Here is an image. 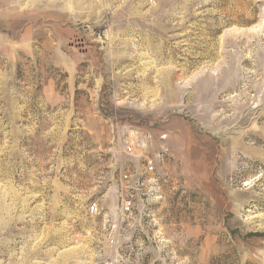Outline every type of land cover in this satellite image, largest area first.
Listing matches in <instances>:
<instances>
[{"label":"rangeland","instance_id":"obj_1","mask_svg":"<svg viewBox=\"0 0 264 264\" xmlns=\"http://www.w3.org/2000/svg\"><path fill=\"white\" fill-rule=\"evenodd\" d=\"M0 264H264V0H0Z\"/></svg>","mask_w":264,"mask_h":264},{"label":"built area","instance_id":"obj_2","mask_svg":"<svg viewBox=\"0 0 264 264\" xmlns=\"http://www.w3.org/2000/svg\"><path fill=\"white\" fill-rule=\"evenodd\" d=\"M132 148L131 146H128V151H131ZM145 168L146 170L150 171V170H153L154 169V164H153V161L152 159H148L146 162H145ZM129 205H130V202H126V209H129ZM88 211L91 213V214H96L98 211H99V208H98V205L96 203H91L89 204L88 206Z\"/></svg>","mask_w":264,"mask_h":264}]
</instances>
